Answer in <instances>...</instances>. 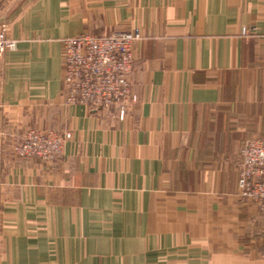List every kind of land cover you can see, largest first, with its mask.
<instances>
[{"label": "crops", "instance_id": "1", "mask_svg": "<svg viewBox=\"0 0 264 264\" xmlns=\"http://www.w3.org/2000/svg\"><path fill=\"white\" fill-rule=\"evenodd\" d=\"M0 264H264L238 190L264 141V0H0ZM138 28L124 116L67 106L63 40ZM71 133L53 162L29 130Z\"/></svg>", "mask_w": 264, "mask_h": 264}, {"label": "built area", "instance_id": "2", "mask_svg": "<svg viewBox=\"0 0 264 264\" xmlns=\"http://www.w3.org/2000/svg\"><path fill=\"white\" fill-rule=\"evenodd\" d=\"M138 28L103 34L83 33L63 40V92L67 106H85L95 112L117 109L124 117L137 103L131 75L134 48L141 40ZM15 50L16 43L0 25V53ZM71 133L29 130L13 147L18 159L53 162L62 156ZM2 137L0 135V151ZM238 190L264 214V141L249 140L240 149Z\"/></svg>", "mask_w": 264, "mask_h": 264}]
</instances>
